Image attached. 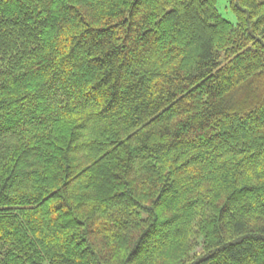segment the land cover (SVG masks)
Here are the masks:
<instances>
[{
  "label": "trees",
  "instance_id": "16d2710c",
  "mask_svg": "<svg viewBox=\"0 0 264 264\" xmlns=\"http://www.w3.org/2000/svg\"><path fill=\"white\" fill-rule=\"evenodd\" d=\"M0 0V264H264V0Z\"/></svg>",
  "mask_w": 264,
  "mask_h": 264
},
{
  "label": "rangeland",
  "instance_id": "374dc122",
  "mask_svg": "<svg viewBox=\"0 0 264 264\" xmlns=\"http://www.w3.org/2000/svg\"><path fill=\"white\" fill-rule=\"evenodd\" d=\"M216 6L221 15L232 23H236L235 15L229 7V0H217Z\"/></svg>",
  "mask_w": 264,
  "mask_h": 264
}]
</instances>
